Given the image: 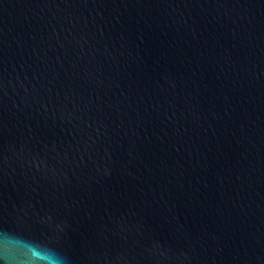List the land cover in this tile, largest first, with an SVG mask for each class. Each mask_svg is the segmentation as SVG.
I'll return each instance as SVG.
<instances>
[{
  "label": "water",
  "instance_id": "obj_1",
  "mask_svg": "<svg viewBox=\"0 0 264 264\" xmlns=\"http://www.w3.org/2000/svg\"><path fill=\"white\" fill-rule=\"evenodd\" d=\"M0 264H264V0H0Z\"/></svg>",
  "mask_w": 264,
  "mask_h": 264
}]
</instances>
